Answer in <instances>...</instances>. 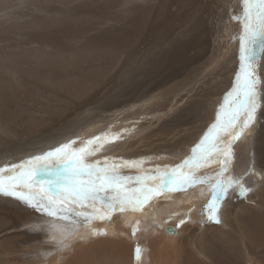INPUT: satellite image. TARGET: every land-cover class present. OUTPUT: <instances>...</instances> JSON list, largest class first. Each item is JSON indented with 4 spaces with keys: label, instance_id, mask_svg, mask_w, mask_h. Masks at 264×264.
Returning a JSON list of instances; mask_svg holds the SVG:
<instances>
[{
    "label": "bare ground",
    "instance_id": "1",
    "mask_svg": "<svg viewBox=\"0 0 264 264\" xmlns=\"http://www.w3.org/2000/svg\"><path fill=\"white\" fill-rule=\"evenodd\" d=\"M18 1L6 0V3L3 4L4 1L0 0V10L8 9L5 14L7 18L3 17L4 21H0V119L5 120L0 125V136L12 135L9 133V129L15 125L25 129V132H28L26 129L29 126L31 134L40 131L38 134L42 137L47 135L48 133H43L45 124L37 126L35 125L36 121L28 117V115H34V111L39 112L41 108L47 112L46 114H52L50 121L54 119L59 121L66 114V121L71 120L68 122L69 124H64L68 126V129H73V126L77 127L79 123L89 122V119L96 115L92 108L98 107L99 103L107 102L110 105L116 100L114 97L123 92L125 86L128 88L132 84V89H140L145 82L151 84L148 80L141 84L140 80L136 82L130 78L131 73L133 76L143 73L146 78L150 77L153 84L144 90L130 94V97L126 95L127 98L122 100L123 103L135 100V98H149L151 95H155L157 98V95L163 91L161 88L165 85H171L168 88H172L173 85L178 87L175 91L168 92L171 94L167 99L172 96L171 98L175 101L177 98L193 97L195 94L196 99L201 101L196 93L197 90L204 91V85L207 84L204 81L209 83V79L217 76L219 70H224L228 78V84L224 83L225 89L221 88L219 97L221 102L225 94L231 90L230 86H234L235 80L230 75L239 71L237 63L239 62L238 50L240 48L236 49L237 51L234 49V55L229 54L230 56H228L230 50L234 52L231 49L234 40L232 41L233 35L228 38L227 34L235 28V24L229 21L235 20L233 17L238 13L242 14L241 0H217L216 4L208 8L205 7V4L198 3V0H93L90 2L82 0L84 2L82 4L81 1L77 2L79 0H76L75 4H81L77 8L74 6V0H53L55 4L51 5L59 7L54 11H59L60 16H47L41 21H38L41 14L51 12V10L43 9L44 0ZM21 4L24 5L21 6ZM61 4L69 5V7H62ZM19 6L22 9H19ZM75 9L100 10L97 12L102 16H70ZM206 9H210L216 15L215 23H211V19L204 15ZM66 11L70 17H65ZM85 18L89 19L88 24L80 22ZM214 40L213 53L219 51L220 60L213 61L206 70H200L193 75L197 68L200 69L204 65V61L211 57V55L205 54L204 50ZM152 42H158V44L147 51L150 59L144 69V66L134 59V56L136 57L144 50V47L149 46ZM172 43L179 45L180 48L168 52L167 49L172 46ZM224 46L226 47L220 49ZM121 48L126 51L124 55L120 51ZM46 49L52 50L46 52L44 51ZM156 49L157 52L154 53ZM153 53L154 55H152ZM261 53L258 49V56ZM199 58L200 61L202 58L205 60L199 62ZM187 62L190 63L182 67L183 63ZM98 63L106 64V67H103L105 69L100 71ZM193 64H197V68L186 73L185 70ZM89 65L96 67H89ZM234 65L235 72L231 74V68ZM104 73H109L107 77H110L111 82L116 81L111 88L101 85ZM258 75L262 82L261 104L263 106L264 74L258 73ZM159 78L160 80L157 82L156 80ZM161 81L162 83H160ZM104 87L105 89L100 91ZM91 89H99L101 98L103 92L107 96L98 100L99 97H96L95 92L90 94ZM88 98H90V102L87 104L85 102H88ZM204 98L203 102L206 105L207 100ZM42 101L64 104L66 109L62 110L61 106L52 109L46 103L42 104ZM145 105L150 104L148 102ZM203 106L193 108L194 116L186 122L189 125L186 127L189 131L187 139L190 140L193 137L196 139L198 136L196 143L201 140L208 129L202 135L200 132H204L205 128L212 125V122L208 125L203 123L204 115H210V109L204 113ZM73 108L76 109V112L67 114V111ZM99 116H94L95 119L91 120L97 121L100 119ZM84 117H86L85 121H83ZM215 119L214 117L213 120ZM257 128L258 126L253 125L241 139L236 141L241 143L233 149L234 151L237 149L240 158L238 157L235 162L232 161L231 174L244 176L247 183L251 181L252 176L258 177V175H245L251 166H254L256 172H258L257 168L264 170L263 166H259L257 160V147L263 141L262 139L258 141L255 137ZM63 131L62 136L65 137L66 132ZM74 132L72 130V134ZM251 134H253V139L249 138ZM246 135L251 140H245ZM0 142L2 141L0 140ZM4 143L6 144V141ZM249 144L252 146L248 149ZM23 145L21 149H18V153L20 150L22 153L25 152L28 147L33 146V143L28 142ZM75 145L79 146L80 144L76 142ZM42 150L44 151L45 148L36 149L23 156L36 155ZM3 151L0 150V153ZM153 151L155 150L153 149ZM187 156L189 157V155ZM152 162L155 168L150 169L155 172L158 163H155V160ZM146 165L147 163L143 164L142 168L148 166ZM160 165L162 164L160 163ZM218 168L219 165H212L202 169L200 175L213 174ZM145 169L148 170V168ZM151 170H148L149 173ZM263 181L264 175L251 189ZM251 195L247 192L241 197L237 189H230L223 198L217 214L218 219L220 220V217L222 219L221 225L220 221L218 222L220 226L203 224L206 211L205 209L199 211V206L207 204L211 197L208 184H200L186 191L172 192L167 197L161 193L144 205L142 211L116 213L113 214L111 222L98 221L92 225L94 228L106 229V235L93 236L89 229L77 226H71L74 231L68 235L64 231L66 225L60 228L52 227L53 221L49 220L47 228L43 230H49V238H52L55 244L51 250H46V253H42V255L40 253V257L42 256L43 259L42 263L38 264H216L221 258L227 259L229 264H264L263 215L251 211L254 210L249 204L252 202ZM11 199L17 200L13 197H4V205ZM15 205L17 206L16 203ZM20 209L1 207L0 217H17L22 225H26L29 214L28 216L24 215ZM4 213L8 215H4ZM203 214L204 216H202ZM181 220L185 222L180 224ZM136 221H139L138 226L135 225ZM28 225L29 222L26 226ZM167 226H171L175 232L167 233L165 230ZM134 227L137 228L135 233H133ZM81 234L83 239L79 238ZM228 234L231 235V238L226 239L229 237ZM8 242L9 240L5 242V245ZM221 244H225L227 248L225 249ZM36 245L38 244H28L24 249ZM189 245L190 249H187ZM137 246L142 249L139 260L136 259L135 252ZM41 248L39 246L37 250ZM10 256L12 257L10 254L6 256L0 264H11ZM35 259L33 258L34 263Z\"/></svg>",
    "mask_w": 264,
    "mask_h": 264
},
{
    "label": "snow or ice",
    "instance_id": "2",
    "mask_svg": "<svg viewBox=\"0 0 264 264\" xmlns=\"http://www.w3.org/2000/svg\"><path fill=\"white\" fill-rule=\"evenodd\" d=\"M242 14L239 20L242 31L239 36V71L234 86L218 106L216 119L186 157L175 167L157 166L155 174L124 176L121 169L135 168L145 173L140 160H120L105 157L87 162V158L101 151L106 143L120 138V133L80 141L69 140L55 149L32 156L20 164L0 167V196L13 197L41 216L62 221L71 235L74 228L84 227L93 236L106 235V229L94 228L98 221L111 222L113 214L125 211H142L153 198L163 193L186 191L200 184L210 186L211 197L204 206L209 220L219 222L218 211L230 189H237L241 196L251 191L245 185L244 176L231 174L233 145L258 122L261 104V79L257 72L259 49L264 52V0H241ZM235 38V37H234ZM264 122V113L261 114ZM127 131V130H124ZM219 165L213 174L200 175L202 169ZM47 174L51 178H42ZM245 175H259L254 166ZM134 182L135 187H129ZM181 220L179 223L183 224ZM139 225V221L135 222ZM137 230L133 228V233ZM80 239H83L81 234ZM136 259L142 249H135Z\"/></svg>",
    "mask_w": 264,
    "mask_h": 264
},
{
    "label": "rangeland",
    "instance_id": "3",
    "mask_svg": "<svg viewBox=\"0 0 264 264\" xmlns=\"http://www.w3.org/2000/svg\"><path fill=\"white\" fill-rule=\"evenodd\" d=\"M3 1H4L3 4H5L6 0H3ZM20 1L21 0H19L18 2H20ZM90 1H93V0H84V2H90ZM208 1L209 0H204V3H203V0H198L197 2L201 3L202 5L205 4L206 8L217 3V0H210L209 2ZM24 2H26V1L24 0ZM77 2H80L81 4L84 3V2H82V0H79ZM75 3H76V0H74V6L76 8H77V6L81 5V4L77 5ZM17 4L20 5V3H17ZM51 4H55V1L44 0L43 9L45 11L51 10V12L41 14L39 16L38 21H41L42 19H44L47 16H52V15L53 16H60L59 11H54L56 9H59V7L53 6ZM57 4H60V3H57ZM23 5L24 4H21V6H23ZM61 6L62 7L64 6L67 8L69 7V5H64V4H61ZM19 9H22V8H20V6H19ZM7 10L8 9L0 10V21H4V18H7V17H5ZM97 11L100 12V10H97ZM97 11L75 9L74 13L71 14L70 16H72V17L102 16ZM66 13H67V11H66ZM239 14H241V13H238L237 15H239ZM204 15L211 19V23L216 22V15L210 9H206ZM70 16H69V13H67L65 15V17H70ZM80 22L84 23V24H88L89 19L85 18L83 21H80ZM229 22L235 24V28L227 34V37L230 38V36L233 35L232 41L234 40V42H233L234 44L232 45L231 49L232 50H234V49L238 50L240 48L239 36H240L241 31H242L241 30L242 25H241V22L239 20H236V19L230 20ZM200 28H202V27H200ZM234 37H235V39H234ZM232 41H230V42H232ZM156 44H158V42H152L149 46L144 47L143 48L144 50L141 53L137 54L136 57L134 56V59H136L139 63L142 64V66H144V69H145V65L149 62V59H150L149 58L150 55L147 54V51L151 50L153 48V46ZM214 45H215V40L210 42V45H208L207 48L204 50L205 54H207V55L209 54V55H211V57H209L206 60H205V58L201 59V61L202 60H205V61L203 63L204 65L200 69L197 68V66H196L197 64H193L192 66L188 67L185 70V72L188 73L191 69L197 68V70L193 73V75H194L195 73L199 72L200 70H206L207 67L211 66V63L213 61L220 60V56L218 53L219 51H217L215 54L213 53ZM225 47L226 46L220 47V49L225 48ZM179 48H180L179 45L172 43V46L170 48H168L167 51L173 52ZM51 50L52 49H46L44 51L48 52ZM235 50H234V52L230 50L228 52V56L234 55ZM120 51L123 53V55L126 52L123 48H121ZM156 52H157V49L154 50V53H156ZM154 53L152 55H154ZM238 56H239V54H238ZM259 57H260V59L257 62V72L259 74H264V52H262L259 55ZM261 60H263V61H261ZM192 61H190V62H192ZM198 61L201 62L200 58L198 59ZM190 62L183 63L182 67L188 65ZM239 63H240V61L237 64L239 65ZM237 64H235V65H237ZM235 65H234V67L231 68V72H230L231 74L235 72ZM89 67L95 68L96 66L89 65ZM98 67L101 69L100 71H102L103 69H105L103 67H106V64L103 65L101 63H98ZM179 70H181V68H179ZM261 70H262V73H261ZM236 73L233 75H230L233 80H235L234 77L236 76ZM108 74L109 73L103 74V76H102L103 80L101 82V85L102 84L107 85L109 88H111V86H113V83L115 84L116 81L111 82V80H109L110 77L109 76L107 77ZM139 74L134 75L136 77L135 78L133 76V74L131 73L130 78L136 80V82H138L140 80L139 81L140 84H141V82H145L147 80L150 81L151 84L150 83L148 84V82H145V84L143 83L141 85L142 88L140 87V89H138V88L132 89L133 88L132 84L129 85L128 88H126V86H125V88L123 89V92H121V94H119V96L117 95L116 97H114L116 100L114 98H112L115 101L111 102L110 105H108L107 102H105V104L99 103L98 107L92 108V110L96 114V115H94L95 117L97 115L101 116V117L99 116V118H100L99 120H97V121L91 120L92 118L95 119V117L93 116L91 119H89V122H83L81 124L79 123L78 124L79 128H77L78 126L77 127L73 126L74 128L72 129V128H70L71 127V125H70L69 126L70 129H68L67 128L68 126L64 125V124L68 123L69 121H71L69 119H68V122L66 121V114L63 115V117L61 119H59V121H57L58 119L56 121H55V119L50 121V115H52V114H46L47 112L44 111L42 108L40 109L39 112L34 111V113H35L34 115H28L29 118L36 121L35 125L40 126L42 124L43 125L45 124L46 125V126L44 125L45 129H43L45 131H43V130L42 131H43V133L45 132V133H48L49 135L47 134V135H44V137H42L41 135L38 134L40 131L31 134L30 133L31 129L29 128V126L26 129V131H28V132H25V129H22L21 127H18L17 125L13 126V128L9 129V133L12 135L6 136V137H5V135H2L3 137L0 136V140L2 141V142H0V147H1L0 150L1 151L4 150L3 152L0 153V167L5 166V164L6 165H12V164H17V163L20 164L21 162L25 161L26 159H28L32 156H35V154H31V155L29 154V156H27V157L23 156V155H27L29 152L35 151L36 149L40 150L41 148H45L44 151L42 150V152L36 153V155H39L45 151L55 149L56 147L60 146L63 143L68 142L69 140H73L76 138L75 139L76 142H78L80 144V141H82V140H87L89 138L91 139L93 137L102 136L106 132L109 133V136H114L118 132V133H120V138L116 139L114 142L106 143L104 145V147L102 148V150L95 154L96 156L93 155V156L88 157L87 162L91 163V162L96 161V160H100L101 162H103V160H104L103 157H108L110 162L112 161V158H114V157H115L116 162L120 161L121 159L122 160L126 159L127 161H132V160H140L143 158V161H144L143 164L145 165V163H147L148 166L146 165L147 167H145V168H148V170H151L150 168L154 167L152 165V163H153L152 161H154V160L156 161L155 163H158V166L160 167V169L164 168L165 166H169V167L174 166L175 167L177 164H179V162H181V159H185V157H188L187 155L191 156V153H192L191 149L194 148L195 145L197 144L196 140H197L198 136L196 137V139H195V137L191 138L192 140L187 139V137L189 136V131H187L186 127H188L189 125L186 124V122L189 118L194 116L193 108L194 109L195 108H201L204 105L203 98L205 97L204 100H207V103H206V105L203 106L205 108L203 111H205L204 113H206V111L210 109V115L209 116L204 115L205 121H203V123L208 125L212 122V124H213L215 121V120H213V118L214 117L216 118L215 113L218 110V106L223 102V100L221 102V98H219V97H220L221 90L225 89L224 83L228 84V78L226 77L227 74L224 73V70H219V72L217 73V76L215 75L213 78L209 79L210 80L209 83L207 81H204V83L205 82L207 83L206 85H204V91H201V89H198L196 92L199 96V99L201 98V101L196 99L195 94L193 95V97L187 96V97H183L184 99L183 98H177L175 101L171 98L172 96L169 99H167L168 95L171 94L168 92H173L178 87L173 85L172 88H168L169 86L171 87V85H165V87L161 88V90H163V91H162V93L157 95V98L155 95H153V96L151 95V96H149L150 99L148 97H145L142 99L141 98L140 99L135 98V100L134 99L131 100L132 102L130 101V102L123 103L122 100H125V98H127V96L130 97V94H134L138 90H144V88L146 89L148 86H151L153 84V81L150 80L149 76H147V78H146L145 74H143V73H141V75H139ZM105 77H107L108 80L104 79ZM263 79H264V77H263ZM159 80H160V78L157 79L156 81L158 82ZM111 83H112V85H109ZM160 83H162V81ZM107 86H106V88H107ZM223 86H224V88H223ZM232 87L233 86H230V89ZM217 88H218V90H217ZM104 89H105V87L103 89H100V91H102ZM214 90H215V93H214ZM90 91H91L90 94H93L95 92L96 97L97 98L99 97L98 100H100L101 95L99 94V89H97V90L91 89ZM209 91H212V92H209ZM218 92H219V94H218ZM103 93H105V92H103ZM103 93H102L101 99H103L104 97L107 96L106 94H103ZM89 96H91V95H89ZM154 96H155V99H154ZM182 100H184V101L182 102ZM157 101H159V102H157ZM89 102H90V98H88V102H85V103L88 104ZM148 102L150 105H145ZM41 103L42 104L46 103L52 109L57 107V106H61L62 110L66 109V105H64V104L59 105V104H56L53 102H47V101H42ZM263 103H264V99H263ZM157 107L158 108L161 107L163 109H160V108L158 109ZM164 107H166V108H164ZM164 109H165V111H164ZM261 109L262 110L260 111V114L258 112L259 122H257V124H254V126L255 125L258 126L256 135H255L256 139H258V141H260L261 139L263 140L262 143L260 142L261 144L259 145V147H257V160H258L259 166H263V168H264V122H261V116H260L262 113H264V105L262 106ZM74 112H76V109L73 108V109L68 110L67 114L70 115V114H73ZM189 115H191V116H189ZM85 118L86 117H84L83 121H85ZM4 121L5 120L0 119V125L3 124ZM109 121H110V123H109ZM207 129H209V127L205 128L204 132L201 131L200 132L201 135L204 134L205 131H207ZM63 130H65V132H66L65 137L62 136V134L64 133ZM72 130L75 131L76 133L74 132V134H72ZM120 130H122V131H120ZM124 130H127V131H124ZM176 130H178V131H176ZM69 131H71V132H69ZM192 133H195V132H192ZM87 136H88V138H87ZM247 136L248 135H246L245 140L253 139V137H252L253 134L249 135V138H251V139H249ZM38 137L40 139H37ZM5 141H6V144L4 143ZM34 141H37L38 143L34 142ZM39 141H41V142H39ZM28 142L33 143V146L31 148L28 147L29 149L28 148H27L28 150L26 149L28 152L25 150V152L23 151V153H22L20 150L18 153V149L19 148L21 149V147L24 146L23 144H27ZM57 143H60V144L57 145ZM138 143H139V145H138ZM240 143L241 142H239V143L235 142L234 143L235 147L233 145V149L236 148V146H239ZM15 145H17V146H15ZM192 145H194V146H192ZM74 146H76L77 148L80 147V145L79 146L73 145V147ZM170 146H172V147L170 148ZM251 146L252 145L249 144L248 149ZM176 148H178V149L176 150ZM15 149H16V152H14ZM32 149H34V150H32ZM153 149L155 151H153ZM163 149H164V151H163ZM187 149H188V151H187ZM126 150H127V152H126ZM120 151L122 152L123 155L121 154ZM134 152H136L137 154ZM233 152H234L233 160L235 162V161H237L239 156L237 153V149L235 151L233 150ZM187 153H189V154H187ZM18 154H20V155H18ZM181 155H183L184 157H182ZM127 156H128V158H127ZM243 157H244V155H243ZM151 159H153V160H151ZM160 163L162 165H160ZM145 168H143L145 170V173H140L135 168L124 167L121 169V173L124 176L135 177L136 175H140V174H148L149 171ZM257 169H258V173H259L258 177L252 176L251 181L249 183L244 181L245 185L249 188L253 187L256 183H258L259 180L261 179V177L264 175V170H261L259 168H257ZM150 173L154 174L155 172L153 170H151ZM42 178H51V177H48L47 174H42ZM135 186L136 185L134 182L130 183V185H129V187H135ZM261 190H262V192H261ZM249 193L252 194L250 197L252 202H249V204H251L250 207H252L254 209L251 211L258 213L260 215H263L262 220L264 221V181L261 184L257 185L255 188H252L251 191L248 192V194ZM0 198H1L0 199V206L1 207H4L6 209H20L22 207L20 210L24 213V215L28 216V214H29V218L26 222V225L29 222L28 226L22 225L17 217H12V216H9L8 218L7 217H0V248H2V249H0V262H3L4 258L6 256H9V254H10V255H12V257L10 256L12 259L11 260L12 262L9 259H7V261H10L11 264H14L15 262L18 264L19 263L20 264L42 263L43 258H42V256L40 257V253H41V255H42V253H46V250H48V249L51 250L54 247L53 244H55L53 242V239L49 238V230L48 231L43 230L44 228H47L48 221L49 220L51 221L52 219L45 217V216H41L35 210L27 207L26 205H24L22 202H20L18 200H14V199L8 200V201H6L7 204L4 205V196H0ZM15 203L17 204V206L15 205ZM11 204H13L14 206ZM254 204H256V205H254ZM257 204H260L261 206H258ZM205 205L206 204L199 206V211H201L202 209H205V207H204ZM4 215H8V214L4 213ZM202 216H204V214ZM203 218H204L203 224H205V225H218V226H220L222 224L221 217L219 220L220 225L216 222L215 219L209 220L207 215L204 216ZM33 219H35V220H33ZM37 220H38V222H37ZM52 221H53V223L51 224L52 227L60 228V227L64 226V223L62 221H60V222L58 221V223L55 220H52ZM17 222H19V223L17 224ZM5 225L9 230L5 227ZM4 227H5V229H4ZM65 227H67V226H65ZM228 236L229 237H227L226 239L231 238L230 234H228ZM8 240H9V242L6 243V245H5V242ZM219 241H222V240L219 239ZM1 244H2V246H1ZM28 244H38V245L33 246V247H29L28 249H24L26 246H28ZM221 245H223L225 249L227 248V246L225 244H221ZM39 246H41L42 248L40 250H37V248ZM187 249H190V245L188 246ZM6 251H7V253H6ZM8 252H10V253H8ZM4 254H5V256H4ZM32 257L34 259L36 258L35 263L33 262L34 260ZM227 262H228L227 259L221 258L220 261L216 262V264H229Z\"/></svg>",
    "mask_w": 264,
    "mask_h": 264
},
{
    "label": "water",
    "instance_id": "4",
    "mask_svg": "<svg viewBox=\"0 0 264 264\" xmlns=\"http://www.w3.org/2000/svg\"><path fill=\"white\" fill-rule=\"evenodd\" d=\"M184 159H181V161H183ZM167 233L173 234L175 232V230L171 227V226H167L165 228Z\"/></svg>",
    "mask_w": 264,
    "mask_h": 264
}]
</instances>
